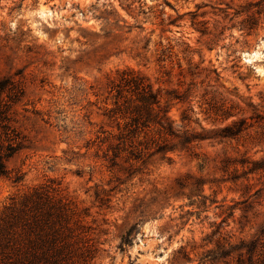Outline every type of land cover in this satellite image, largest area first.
<instances>
[{"label": "rangeland", "instance_id": "1", "mask_svg": "<svg viewBox=\"0 0 264 264\" xmlns=\"http://www.w3.org/2000/svg\"><path fill=\"white\" fill-rule=\"evenodd\" d=\"M257 1L0 0V81L20 91L2 94L20 137L6 166L23 174L0 178V207L58 185L89 215V264H260L264 171L248 163L264 162L262 123L187 149L174 139L172 153L113 172L86 148L107 129L100 101L124 69L149 80L181 132L214 128L204 94L234 115L217 127L264 115V16L244 24Z\"/></svg>", "mask_w": 264, "mask_h": 264}, {"label": "trees", "instance_id": "2", "mask_svg": "<svg viewBox=\"0 0 264 264\" xmlns=\"http://www.w3.org/2000/svg\"><path fill=\"white\" fill-rule=\"evenodd\" d=\"M263 1L248 4L252 12L244 20L247 29L256 26L257 17L264 16ZM18 93L20 91L10 83L0 81V178L13 185L22 182L23 174L8 169L6 162L19 150L20 137L10 129L8 103L4 102L2 94L6 95V102H13ZM94 96L97 102L98 95ZM205 96L201 105L205 106L204 114L214 116L211 119L214 128L181 132L173 127L168 108L149 80L133 70H121L109 79L106 96L100 101L107 129L98 131L86 148L95 147L97 153L101 152L106 168L113 172L120 161L134 169L146 165L154 155L164 157L172 153L174 139L187 149L194 142L235 138L253 123L264 125V115H256L253 122V118H249L250 123L241 118L217 127L215 124L234 115L223 104ZM189 111L194 113L192 109ZM181 121L189 122V116L182 113ZM240 164L243 166L245 162ZM248 164L249 171H264V162ZM88 216L86 209L80 208L53 183L40 184L12 196L8 204L0 207V264H89L95 249L91 244V228L86 222ZM130 236L131 231H127L122 242ZM260 264H264V260Z\"/></svg>", "mask_w": 264, "mask_h": 264}]
</instances>
